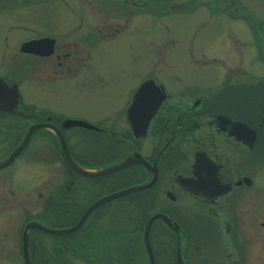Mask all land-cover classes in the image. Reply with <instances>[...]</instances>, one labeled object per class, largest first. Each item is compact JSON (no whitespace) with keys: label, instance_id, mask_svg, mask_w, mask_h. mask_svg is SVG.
Wrapping results in <instances>:
<instances>
[{"label":"flooded vegetation","instance_id":"flooded-vegetation-1","mask_svg":"<svg viewBox=\"0 0 264 264\" xmlns=\"http://www.w3.org/2000/svg\"><path fill=\"white\" fill-rule=\"evenodd\" d=\"M32 128L0 169V264H264V0H0V163ZM60 136L81 169L127 166L82 175ZM21 156L53 170L24 189ZM158 215L178 231L145 234Z\"/></svg>","mask_w":264,"mask_h":264},{"label":"water","instance_id":"water-1","mask_svg":"<svg viewBox=\"0 0 264 264\" xmlns=\"http://www.w3.org/2000/svg\"><path fill=\"white\" fill-rule=\"evenodd\" d=\"M150 84L151 83H148V84H145L142 88H140V90L138 91V93L136 94V96L134 97V100L137 104H141V101L143 100V95L142 93H144L147 89H151L150 88ZM146 98V97H145ZM164 99V97H161L159 99L160 102H162V100ZM150 100V98H149ZM158 104H151L149 103V107H150V111H149V116L153 115L154 112L156 111V109L158 108ZM71 125H76V126H80L82 123L81 122H76V121H72V122H69ZM36 130V128H32L29 130V132L27 133V136L25 137L24 141H22V143L16 148V150L10 155L9 158H7L4 162L0 163V169L2 168H5L6 166H8L16 156H18L24 146L26 145L27 141H28V138L30 137V135ZM60 147H61V154H62V158L64 159V161L68 164V166L75 170L76 172L82 174V175H85V176H88V177H94V176H100V175H105V174H108V173H111V172H114V171H118V170H121L122 168L126 167L127 166V163L128 161H125L121 164H119L118 166H115V167H112V168H108V169H105V170H102L100 172H88L84 169H81L79 168L78 166H76L74 164V162L72 161L68 151H67V147H66V144L64 143V141L62 140L61 136H60ZM145 187H139V188H134V189H128L126 191H123V192H120L118 194H115L111 197H109V199H115V198H118L120 196H124V195H127L131 192H136V191H140V190H143ZM107 201V200H106ZM105 200H100L98 201L96 204H94L91 208H89L87 210V212L84 214V216L81 218V220L73 227L71 228H68V229H65V230H50L48 228H45L44 226L40 225V224H37V223H30L27 227H26V231L29 229V228H35L37 230H40L44 233H48V234H55V235H63V234H71V233H74L76 231H78L84 224L85 220L87 219V217L89 216V214L94 210L96 209L99 205H101L102 203H104ZM156 219H161L163 220L169 227L171 228H174V230L178 231V227L177 226H174L173 224H170V221L168 220V218L166 216H163V215H158V216H155L153 218H151L148 222V225L146 226V229H145V234H148L149 232V229H150V226L152 224V222Z\"/></svg>","mask_w":264,"mask_h":264},{"label":"rangeland","instance_id":"rangeland-1","mask_svg":"<svg viewBox=\"0 0 264 264\" xmlns=\"http://www.w3.org/2000/svg\"><path fill=\"white\" fill-rule=\"evenodd\" d=\"M189 25H190V23L188 21H181L177 24L176 27L170 26L169 33H171V31H172L173 36L177 37L179 41H183L185 38H188L186 36H187V30H188ZM157 28H159V27H157ZM157 28H155L153 39H157V40L162 41L163 35H161L157 32ZM160 29L164 30L165 33H167L166 29L164 27H160ZM219 41H220V38L211 42L205 35H202L201 39L197 42V44L201 43V45H203V44L207 43L208 45L213 46L214 44H216ZM197 44L194 46H197ZM219 44H222V43L219 42ZM188 45H189V43H188ZM188 51H189V49H188ZM188 54H189V52H188ZM38 98H40V97L38 96ZM95 103L98 104V101L95 100L94 105H95ZM89 111H92V110L90 109ZM23 158L24 157H22V156L20 158H18L15 161L12 169L14 171H16V177L20 180L21 187L24 189L25 188L27 189L30 185H36V186L40 185L45 180V176H46L47 172L50 170H53L52 165L47 164L48 163L47 161L42 162V163L38 162L37 160L27 162ZM84 166L87 168H96L93 166V161L90 159L87 160V162L84 164ZM38 201H39V198L37 199V205H36L37 206V208H36L37 214L35 216L41 217L44 209L41 208V206H39ZM35 222L42 225V226H45L47 228L54 229V230H61L64 228L60 224L50 223L48 221H45V220H42L39 218H37L35 220Z\"/></svg>","mask_w":264,"mask_h":264}]
</instances>
